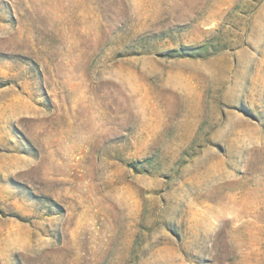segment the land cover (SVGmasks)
<instances>
[{
	"label": "rangeland",
	"instance_id": "obj_1",
	"mask_svg": "<svg viewBox=\"0 0 264 264\" xmlns=\"http://www.w3.org/2000/svg\"><path fill=\"white\" fill-rule=\"evenodd\" d=\"M0 264H264V0H0Z\"/></svg>",
	"mask_w": 264,
	"mask_h": 264
}]
</instances>
